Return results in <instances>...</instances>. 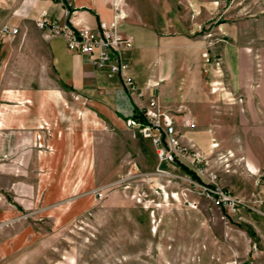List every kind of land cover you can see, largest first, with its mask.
Wrapping results in <instances>:
<instances>
[{
  "label": "rangeland",
  "instance_id": "374dc122",
  "mask_svg": "<svg viewBox=\"0 0 264 264\" xmlns=\"http://www.w3.org/2000/svg\"><path fill=\"white\" fill-rule=\"evenodd\" d=\"M120 1L126 18L134 16L160 36L155 68L161 76L150 85L169 95L162 101L155 94L161 110L183 103L192 111L194 124L176 127L180 158L160 159L153 140L127 127L125 117L112 131L89 126V149L43 155L38 148L50 149L54 124L41 119L32 132L35 153L20 160L26 168L21 176L37 186L21 188L20 219L4 229L0 264H264L263 243L250 221L251 215L264 217V0ZM11 28L4 22L0 32ZM35 34L15 38L24 35L16 61L23 84L42 83L27 67L38 48L26 38ZM131 67L139 68L133 58ZM151 95L144 92L142 107ZM204 185L238 197L241 205L226 214ZM95 188L105 194L99 198ZM76 195L84 206L78 215L40 210L42 199L60 205Z\"/></svg>",
  "mask_w": 264,
  "mask_h": 264
},
{
  "label": "crops",
  "instance_id": "0c3cea01",
  "mask_svg": "<svg viewBox=\"0 0 264 264\" xmlns=\"http://www.w3.org/2000/svg\"><path fill=\"white\" fill-rule=\"evenodd\" d=\"M112 2L72 0V4L67 6L63 0H0V28L4 22L10 27L18 26L16 33L0 32V258L3 257L5 245L4 229H13L20 219L19 205L23 204L21 188L37 186L32 185L29 177L21 176V167L25 171L26 168L20 164L21 156L30 157L37 149L31 144L37 122L45 119L54 124L49 138L50 149L38 148L43 155L61 152L62 149L84 151L89 149L84 142L89 126L103 125L107 131L115 130L122 126L124 117L131 110L130 97L122 89L118 74H109L90 63L87 55L67 49L61 36L32 29L29 20L45 10L50 18L69 20L77 26L94 27L100 18L111 17ZM10 10L12 14L5 16L4 12L9 13ZM120 29L134 39L128 54L139 65V68H130L138 85L147 95L157 94L160 100L165 101L169 95L163 92V88L150 85L161 76L155 68L162 53L158 46L160 36L157 30L134 16L122 21ZM29 30L36 34L27 37L26 41L37 45L38 49L28 56L33 63L27 64V67L32 69L33 77L42 81L38 84H23L17 80L23 67L17 65L16 61L20 59L19 47L24 43V35L19 42L15 38L22 32L26 36ZM53 79L56 85L52 84ZM174 94L177 93L172 92V96ZM69 96L73 97L70 99ZM65 180L59 185L60 195L65 192ZM78 181L72 180V184L75 182L78 186ZM79 198L80 195H76L60 205L54 204V200L42 199L44 205L41 204L40 210L50 213L62 210L59 211L60 215H78L84 207L83 202L82 205L79 202L80 206L77 204ZM91 201L89 197L85 202L89 204ZM250 221L264 247V217L251 215Z\"/></svg>",
  "mask_w": 264,
  "mask_h": 264
},
{
  "label": "built area",
  "instance_id": "2783aa9c",
  "mask_svg": "<svg viewBox=\"0 0 264 264\" xmlns=\"http://www.w3.org/2000/svg\"><path fill=\"white\" fill-rule=\"evenodd\" d=\"M127 10L120 0L112 2V14L109 19L98 20L94 27L77 26L69 20L59 21L49 18L46 11L40 12L36 17L35 25L48 33L59 35L65 40L67 49L88 56L90 63L95 67L105 69L109 74H118L122 82V89L127 96L133 98L136 109L132 105L130 112L125 118V124L129 128H136L146 137H150L157 146V154L160 159L172 162L180 158L177 155V124L192 125V111L183 103H179L173 110H161L162 104L156 97L151 95L148 104L142 107L143 89L138 85L134 75L130 72L131 57L128 51L133 47L132 35L124 33L120 24L126 19ZM4 29L9 28L4 25ZM17 27L11 31L17 32ZM141 101V103H139ZM141 107L138 108V106ZM145 105V104H144ZM178 118H180L178 122ZM160 171H166L158 168ZM212 204L224 209L226 214L234 213L242 203L238 197L228 194L221 189L205 186ZM94 193L99 198L105 193L103 188H95Z\"/></svg>",
  "mask_w": 264,
  "mask_h": 264
},
{
  "label": "trees",
  "instance_id": "16d2710c",
  "mask_svg": "<svg viewBox=\"0 0 264 264\" xmlns=\"http://www.w3.org/2000/svg\"><path fill=\"white\" fill-rule=\"evenodd\" d=\"M180 166H181V169L183 171H185V173L189 174V176L192 178V179H195L197 180L198 182L201 181V178L198 174H196L192 169L189 168V166L187 164H184V163H180ZM247 229V232L249 233V235H255V231L253 230L252 227H246Z\"/></svg>",
  "mask_w": 264,
  "mask_h": 264
},
{
  "label": "bare ground",
  "instance_id": "6f19581e",
  "mask_svg": "<svg viewBox=\"0 0 264 264\" xmlns=\"http://www.w3.org/2000/svg\"><path fill=\"white\" fill-rule=\"evenodd\" d=\"M215 89H216V88H214V89H212V90L215 91ZM214 146H216V145H214Z\"/></svg>",
  "mask_w": 264,
  "mask_h": 264
}]
</instances>
